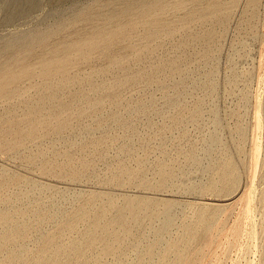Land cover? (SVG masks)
<instances>
[{"label":"rangeland","instance_id":"1","mask_svg":"<svg viewBox=\"0 0 264 264\" xmlns=\"http://www.w3.org/2000/svg\"><path fill=\"white\" fill-rule=\"evenodd\" d=\"M97 1L39 0L31 16L11 24L4 22L5 6L0 3V54L16 33L52 30L78 7ZM205 1L167 0L163 12L122 20L121 26L129 23L120 30L121 38L107 28L103 48L100 43L79 49L81 54L85 50L82 56L87 59L68 53L64 68L69 78H75L73 82L87 78L83 84L89 83L83 88V101L59 95L70 104L61 117L68 127L57 135L51 125H44L37 133L38 142L24 144L20 153L6 149L16 139L0 141V181L12 179L10 191L16 197L7 201L8 194L0 191V210L25 209L26 222L29 215L48 219L24 237L26 261L51 255L60 246L56 264H82L71 242L99 218L102 228L112 222L123 248L122 256L107 255L100 264H264V0H212L208 8L216 5L227 13V22L225 28L213 27L208 44L191 37L204 27L200 19ZM155 17L167 26L160 27V35H146L153 26H132ZM172 26L179 28L169 29ZM68 34L58 32L57 37ZM143 41L150 42L148 48L141 49ZM36 49L14 71L39 68L38 61H31L40 52ZM157 64L160 71L152 75L148 69ZM36 79L41 85L47 78ZM90 84L97 89L90 90ZM72 86L75 90L78 83ZM28 87L25 81L24 99L35 94ZM96 100L101 102L98 108L89 109ZM80 113L82 118L77 117ZM0 115L4 118L0 136H8L10 116L1 106ZM109 198L119 205L125 199L147 201L156 215L149 218L141 210L136 218L125 213L114 219L111 209L101 216V206ZM84 213L88 217L77 223L76 230H68L72 220ZM207 222L212 224L210 233L204 227ZM125 228L130 229L128 234H123ZM11 245L7 252L16 249ZM149 245L151 255L143 257ZM101 246L96 243L84 258ZM6 250L0 252L1 259Z\"/></svg>","mask_w":264,"mask_h":264},{"label":"bare ground","instance_id":"2","mask_svg":"<svg viewBox=\"0 0 264 264\" xmlns=\"http://www.w3.org/2000/svg\"><path fill=\"white\" fill-rule=\"evenodd\" d=\"M50 1L61 2V1H65V0H50ZM166 1L167 0H100V1H97L93 4H90V5L85 6V7L84 6L78 7L75 10L76 12H73V14H71L69 16V18L67 19L66 22L58 24L52 30H37V31H33V32H31V31H27V32L20 31V32L16 33L14 36H12L11 38L7 39L3 45V47H5V50L0 54V106L3 107V110H5L6 113H8L10 116L8 121H11V123L9 124V125H11V127H10L11 129L9 132L10 134L8 136L7 135L0 136V141H5V139H7L9 137L16 139V141L14 142L13 145L7 147L6 149L8 151H10L11 154L20 153L21 148H23L25 146L24 144H27L28 142H30V143L38 142L37 133L40 130V128L43 127L44 125H48V124L51 125L52 131L57 135L61 134L62 131L68 127L67 123H65L66 119H62L61 117L63 116V114L66 113L65 111H67L69 109L70 104L68 105V103H65V102H62L61 100H59V95L62 92L63 94H70V96L73 100L83 101L85 98V93H84L83 88H84V86L89 84L88 82H85L83 84L84 81L88 80L87 78L84 79V81H81V79L80 80L78 79L77 82H73L71 80V79H75V78H72V77L69 78V76H68L69 72L66 70V68H64V66H68V64H67L68 59H69V57H71L68 55V53H72L73 55H75L74 53H76V52L79 53L80 52L79 49H82V47H83V49H85L84 47H100V43H102L104 40H106V38H108V37H106V38L104 37V34H106L105 32H106L107 28H113L112 33L116 32L113 34L120 36L119 38H121V33H119L120 30H123L124 26L125 27L128 26L126 24L129 23V22H127V23H125L124 26H121L120 24H121L122 20H124V19H131L132 20L133 18L138 19V17L143 18V17L149 16L152 11L163 12L167 8ZM211 1L212 0H207L204 2L205 3L204 6H206V7L203 8L202 15H201L202 17L200 19L203 21L202 25L204 26L202 28L201 33L191 36L194 40L203 39V41H205V44H208L210 42L212 36H213V31H212L213 27L220 26L222 28H225L226 22H227V13H222L220 10H218L215 7L216 5L215 6L213 5L212 7L208 8L210 6V4L212 3ZM0 3L5 6L4 22L10 23V24L13 22L15 23L17 21V19H25L27 16H31L30 14L33 13L35 10H37L39 7V0H8V1L0 0ZM52 4H54V3H51V5ZM76 4H77V2H76ZM2 8H4V7H2ZM193 19H195V18H193ZM193 19L191 20V22L193 21ZM184 21H185V19H184ZM143 23H144V21H143ZM186 23H188V22H186ZM140 24L141 23H133L132 22V26L135 28L137 26L138 27L141 26L143 28L148 27V26H151V27L153 26V31L146 33V35L149 37H152L155 34H157L160 27L164 28V26H166V25H164V22H160V20L157 17H155L153 19V21H148L144 25H140ZM168 26H169V24H168ZM175 26H174L175 29L179 28V27H175ZM129 29H132V28H129ZM169 29H173V26H172V28H169ZM169 29H168V31H169ZM175 29H173V30H175ZM66 30L69 31L68 35L63 36V37H57L58 32H62V31H66ZM165 30H166V28H165ZM108 31H110V30H108ZM130 32H131V30H130ZM122 34H123V32H122ZM144 34H143V36H144ZM164 34H166V33H164ZM73 35H76L79 38H77V40H71L70 38ZM135 35H137V34H135ZM140 35H141V33H140ZM157 35H160V34L158 33ZM198 35H200V36H198ZM54 38H56V39L53 41ZM143 38H141V39H143ZM64 39H69V40H64ZM126 39H128V37ZM146 39H144V40H146ZM150 40H153V38H151ZM150 40H148V41H150ZM162 40H163V38H162ZM146 42L144 43V41H143V43H144L143 46L140 45L142 47L141 49H144L143 47L146 48L147 47L146 44L150 43L151 41L147 42V43ZM117 43H119V42H117ZM137 44H138V41H137ZM134 45L136 46L135 43H134ZM105 46H106V44H105ZM127 46H129V45H127ZM140 46H138V47H140ZM148 46H149V44H148ZM103 47H104V44H103L102 48ZM36 48H39L40 52L35 54L34 57L31 59V61H36V62L38 61L41 66L39 68H38V66L34 67V68H36L35 70H33V67H30V66L25 67L24 66V68L21 67L22 69H20L18 71H14L13 67L21 65L23 63V61L25 59H27L28 56H30L31 53L33 52V50ZM102 48H101V50H102ZM127 49H128V47H127ZM132 49L133 48H131V50ZM138 50H139V48H138ZM82 51L84 53L85 50H81V52ZM89 51H87V52H89ZM146 51L148 53L151 51V49L149 48ZM96 52H97V50H96ZM100 52H102V51H100ZM83 53L82 54L79 53V54H81L80 58L84 57L85 59H87L85 56H82ZM89 54H91V52H89ZM61 55L62 56L65 55V56L62 57ZM84 55H88V54L86 53ZM128 55H131V54L129 53ZM89 56H88V58L90 59ZM103 56H105V55H103ZM126 56H124V57H126ZM139 57L140 56L138 55V58ZM141 57H142V55H141ZM76 58H78V57L76 56ZM117 58H118V56H117ZM128 58H130V57L128 56ZM128 58H127V61H128ZM136 58H137V56H136ZM85 59H83V60H85ZM113 59H114V57H113ZM120 59H122V58H120ZM114 60H113V62H114ZM85 62L86 61H84V63ZM116 62H117V59H116ZM73 63L74 62H72L71 64H73ZM74 64H76V61ZM159 64H157L153 67L151 66V69L148 67L149 68L148 70H150V73L152 75H157L158 72L160 71L161 67L159 66ZM120 65L122 66V68L125 67V65H123L122 63H120ZM69 67H67V68H69ZM114 67H116V66H114ZM123 70H127V69H123ZM36 72L38 75L36 74ZM91 72H93V71H91ZM123 72L125 73V71H123ZM80 74H82V73H80ZM83 74H86V73L83 72ZM120 74H121V72H120ZM124 75L128 76L127 73ZM42 77L43 78L46 77L47 79H44V81H42L43 83H41V85H40V83H39V85L36 84L34 79H36V78L41 79ZM78 77H80V76H78ZM81 77H83V75ZM83 78H85V77H83ZM94 79H95V77H94ZM25 81L29 82L30 87H28V88L35 90V94H33L34 96L32 98H29V99H24L25 96H23V95H25V90L23 89V84L25 83ZM38 82H39V80H38ZM123 82H124V80H123ZM158 82H160V81H158ZM75 83L76 84L78 83V88L74 90L72 85H74ZM119 83H120V81H119ZM102 85H105V84H102ZM119 86H120V84H119ZM89 88H90V90H96L97 86L90 84ZM99 88H100V86H99ZM110 88H112V85L110 86ZM110 88H107V89H110ZM102 89H103V87H102ZM87 91H89V90H87ZM99 104H101V102L99 100H96V101L90 102L88 107H89V109H96V108H98ZM259 107H257V108H259ZM19 109L20 110L22 109V112H21L22 114H20V115L17 114V111ZM56 111H63V112H60L56 116ZM89 112H90V110L88 111V113ZM83 116H84V113H80L77 115L78 118H82ZM2 119H4V118L0 115V122L2 121ZM18 127H20V128H18ZM39 136L41 137L42 134H40ZM251 139H252V136H251ZM257 154H258V149L256 146V148H254V150H253V156L257 157ZM251 157H252V155H251ZM251 161H253V160L251 159ZM251 161H250V163H252ZM14 184L15 183L12 181V179L0 181V191L8 194V196L5 197L7 201H11L13 198H16L10 191L11 190L10 187ZM101 208H103L102 212H101V216H105L109 211L111 212V209L115 210L114 219L115 218L120 219L121 217H123L125 215V213H128L129 216L136 218V217H138V214L141 210L145 211L146 216L149 218H153L156 215L155 210L153 209L152 205L149 202L139 201L137 199H125L123 201V203H121L119 205L114 198H109V199H107L106 203L101 206ZM24 214H25V209H20V210L16 209V211H14V212L1 211L0 210V252L3 251L4 249L6 250V248L9 247L11 244L17 245L16 249L11 250L10 252H7V250H6L5 258L1 259V257H0V264H56L55 263L56 257L59 255V253L61 251L60 246L52 249L53 251H52L51 255H47V256L41 255L38 259L33 260V261H31V260L26 261V259H24L27 252L23 246V242H24V239H25L24 237L26 236L27 232L31 231L32 229H34V231H35L37 226H40L41 224L45 223L48 220L47 217L40 218V217H37L35 215L30 217V215H29V216H26V219L28 217V222H26L25 218H24ZM87 217H88V214L84 213V214H81L80 216H77L76 218H74L72 220L73 224H70V226L68 227V230L75 231L77 223H79V221H83ZM200 219H201V216H200ZM31 220H32V222H31ZM111 224H112V222L110 221L106 227L102 228L100 225V219L94 218L93 221L87 225L85 230L82 231L81 233H79L77 235V237L74 238V240L71 242V249L75 252V255H76L75 258L82 260L83 261L82 264H100L101 258H103L107 255L116 253L118 256H122L123 248H122L121 243H120V238L118 237V234H116V232L112 231ZM204 227H205L207 233H210L213 231L212 224L209 222L205 223ZM123 231H124L123 234H128L130 229L125 228ZM96 243H101L102 246H101L100 250L95 252L94 255H92L91 257L84 258L85 255L89 252V250H93V248H95ZM152 248H153V245L147 246L143 250V257H146V258L150 257L151 252H152ZM226 250H225V252H226ZM113 264H119V263H113Z\"/></svg>","mask_w":264,"mask_h":264}]
</instances>
